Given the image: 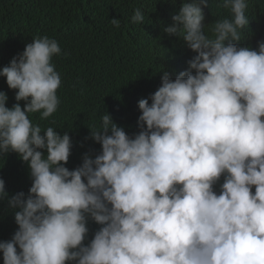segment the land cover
Wrapping results in <instances>:
<instances>
[{
    "label": "clouds",
    "instance_id": "clouds-1",
    "mask_svg": "<svg viewBox=\"0 0 264 264\" xmlns=\"http://www.w3.org/2000/svg\"><path fill=\"white\" fill-rule=\"evenodd\" d=\"M249 3L220 0L222 17L210 19L209 0H180L163 34L195 54L188 68L131 98L136 134L112 121L117 107L90 117L86 141L101 148L82 162L66 123L84 109L62 113L52 63L60 18L40 19L22 53L0 58L16 101L0 91V160L14 152V172L27 163L32 179L25 195L24 176L5 186L0 169V233L13 216L18 226L0 235L3 264H264V40L240 46ZM144 19L140 8L130 18ZM89 220L100 227L85 243Z\"/></svg>",
    "mask_w": 264,
    "mask_h": 264
},
{
    "label": "trees",
    "instance_id": "trees-1",
    "mask_svg": "<svg viewBox=\"0 0 264 264\" xmlns=\"http://www.w3.org/2000/svg\"><path fill=\"white\" fill-rule=\"evenodd\" d=\"M36 1L41 5L29 8L31 4L19 0H0V58L6 59L11 54L10 46L20 45L22 53L29 44L26 42L29 36L39 31L42 18L53 15L63 23L74 22V28L80 35L75 33L72 36L73 33L63 23L61 26L58 23L56 28L59 30L53 31L60 33L58 37L63 46L62 54L52 60L63 81L62 113L70 115L73 104L84 109L80 116L73 115L66 123L76 148L74 153L83 152L93 156L99 153L100 144L86 141L90 139V131H86V128L96 123L91 118L106 112L109 106L119 108L120 112L115 114L117 117L112 118V121L123 127L130 136L136 134L139 127L137 120L130 116L135 104L130 106L131 98L144 91L154 93V76L167 71L172 73L174 79L185 67L187 60H190L185 45L177 40L176 53L169 59L163 54L164 47H161L164 39L168 40L163 34L164 25L180 5V0H176L175 5L172 0ZM219 3L220 0H209L208 18L222 17L224 12L217 7ZM91 4L96 5L97 18ZM68 5L76 13L67 12ZM136 8H140L145 16L144 22L140 24H133L130 20ZM249 11L252 16L251 26L262 18L259 12L264 14V0H250ZM112 19L120 20L119 28L110 23ZM104 26L108 31L102 35L97 34ZM250 31V37L257 36L256 30ZM205 32L210 34L207 29ZM86 34L96 37L94 40H83L82 35ZM150 39L156 43L151 41L150 45ZM0 91L7 93L10 105L15 104L14 96L8 93L12 90L6 81L0 83Z\"/></svg>",
    "mask_w": 264,
    "mask_h": 264
},
{
    "label": "water",
    "instance_id": "water-1",
    "mask_svg": "<svg viewBox=\"0 0 264 264\" xmlns=\"http://www.w3.org/2000/svg\"><path fill=\"white\" fill-rule=\"evenodd\" d=\"M207 9L208 8H205V17H209L210 14L209 12L207 13ZM217 11V10H216ZM216 11H213V12H216ZM212 12V11H211ZM247 15L249 17V20L251 21L252 19V16H251V11H248L247 9ZM259 16L262 17L260 19H258L254 24H252L250 26V23H249V26L243 30V33H242V40L240 41V46H248V47H251V48H256L257 47V41H261V40H264V14H262L261 12H259ZM205 24L207 26V21L205 19ZM250 29H253V30H256L257 32V36L255 37H250L251 36V31ZM261 37V38H260ZM177 41L181 42L182 44L185 45V48L187 50H190L187 48L186 44L183 42L182 39L178 38V37H175ZM257 38H260L259 40H256ZM176 40L173 39L171 40V42H174L176 43ZM191 51V50H190ZM164 55L166 56L167 59H169L170 57H172L175 53H176V48H175V45L171 44V43H168L165 47H164V51H163ZM195 55L192 51H191V55H189V59L192 58V56ZM188 68L187 64L185 65V67L182 69V71H185L186 69ZM167 72V71H166ZM171 78H173L174 76H172V73L170 72H167ZM164 74V73H163ZM163 74L161 75V73H158L156 76H154V81L161 75L163 76ZM38 122H40V120L38 118H36ZM43 128V127H42ZM84 153H78V154H75L74 156V159L78 162H82V157H83ZM16 162H17V159L15 157V153L14 152H9L7 154V158L6 160H0V169H3L4 172H3V175H2V179L5 181V186L7 185V182L10 178H12L13 176H16L14 177V180H16L17 178H19L20 176H25L26 177V188H25V195H27L28 193V190L29 188L31 187V183H32V179L30 177V171L29 173H23V171L25 169H29L28 167V164L26 163L25 165V169L20 173V174H16L15 172L13 173V175H11V172L14 171V168L16 166ZM219 190V187H217V191ZM5 191H6V188H5ZM254 191V189H253ZM1 208V207H0ZM89 224V235H88V239L85 241V243L88 242V240H90L93 236V234L95 233L96 230H98V228L100 227L99 225H97L95 222L89 220L88 222ZM17 225L15 224V220H14V216L5 224L4 228H3V232L0 233V235H2L4 238H5V241L6 240H10L12 235L14 234V232L17 230ZM96 227V228H95ZM95 228V229H94Z\"/></svg>",
    "mask_w": 264,
    "mask_h": 264
},
{
    "label": "rangeland",
    "instance_id": "rangeland-1",
    "mask_svg": "<svg viewBox=\"0 0 264 264\" xmlns=\"http://www.w3.org/2000/svg\"><path fill=\"white\" fill-rule=\"evenodd\" d=\"M91 7L93 8L92 10L95 11V14H96V17H95V18H97V13H96V10H95L96 5L91 4ZM67 12H71V13H72V12H75V11L72 10L71 5H68V6H67ZM75 13H76V12H75ZM60 21H61V20H60ZM61 23H63V22L61 21ZM63 24L66 25V27L68 28V30L71 31V32L73 33L72 36H74L75 33H78V32L75 30V28H74V22L68 21V22L63 23ZM105 27H106V26L102 27V29H99V30L97 31V34L102 35L104 32L108 31L107 29H105ZM78 34L80 35V33H78ZM29 37H30V38H29L28 40H26V42L31 43V42L33 41V38H35L36 36H35V35H30ZM95 37H96V35H93V36H92V35H88V34H86V36H85V35H82L83 40H94ZM14 49H15L14 46H10V50H11V51H13Z\"/></svg>",
    "mask_w": 264,
    "mask_h": 264
},
{
    "label": "bare ground",
    "instance_id": "bare-ground-1",
    "mask_svg": "<svg viewBox=\"0 0 264 264\" xmlns=\"http://www.w3.org/2000/svg\"><path fill=\"white\" fill-rule=\"evenodd\" d=\"M164 41H165V43H170V41L169 40H167V39H164ZM150 45H152L151 44V39H150ZM189 59V58H188ZM177 71H179L180 72V69H177ZM177 74H179V73H177ZM217 187H219V185H217ZM96 228V227H95Z\"/></svg>",
    "mask_w": 264,
    "mask_h": 264
}]
</instances>
